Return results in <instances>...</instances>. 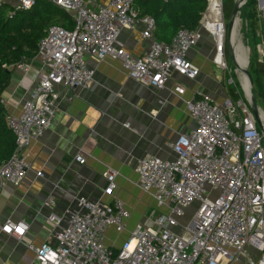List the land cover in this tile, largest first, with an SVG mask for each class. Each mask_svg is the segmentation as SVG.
I'll use <instances>...</instances> for the list:
<instances>
[{"label":"built area","instance_id":"2783aa9c","mask_svg":"<svg viewBox=\"0 0 264 264\" xmlns=\"http://www.w3.org/2000/svg\"><path fill=\"white\" fill-rule=\"evenodd\" d=\"M45 1L70 14L74 27L52 26L40 41L37 58L44 70L21 114L8 120L17 150L0 165V196L5 186L19 188L26 181L31 164L20 150L49 130L60 88L86 89L94 82L96 70L88 66L87 57L96 64L107 58L118 61L129 79L160 90L175 74L189 80L199 76L200 69L188 60V53L206 33L213 42L214 64L226 67L223 0L217 5L220 20L208 17L211 0H206L208 8L200 28L179 31L171 44L155 39V20L140 16L138 3L142 0H109L98 9L92 8L94 0ZM37 2L0 0V8L9 5L29 11ZM258 2L260 23L264 22V0ZM136 29L141 30L148 48L143 56L132 58L121 36L125 30ZM258 63L264 66V47ZM241 87L245 99L223 105L202 94L184 99L185 87H174L173 93L185 103L195 128L176 135L169 144L172 157L147 156L138 161L135 185L155 200L157 213L137 225L121 248L107 246L105 239L109 230L117 235L126 230L132 214L126 204L116 197L105 204L80 196L74 209L63 215L49 213V240L39 246L25 244L33 254L28 264H234L243 256L247 264H264V110L257 105L258 124L251 96L243 84ZM75 160L83 165L86 158L77 155ZM41 176L38 172L37 177ZM118 176L112 169L103 174L107 194L114 196ZM55 204L53 199L47 202L52 210ZM28 231L24 221L10 220L0 226V234L15 242H23Z\"/></svg>","mask_w":264,"mask_h":264},{"label":"crops","instance_id":"0c3cea01","mask_svg":"<svg viewBox=\"0 0 264 264\" xmlns=\"http://www.w3.org/2000/svg\"><path fill=\"white\" fill-rule=\"evenodd\" d=\"M108 1L94 0L96 6L91 7L98 9ZM140 29L125 30L121 36L124 49L132 58L143 56L148 48ZM214 55L213 42L205 33L200 44L188 53V60L200 69L199 76L189 80L175 74L160 90L129 79L118 61L107 58L96 64L87 57L88 66L96 70L94 82L86 89L60 88L61 98L49 130L29 148L20 150L31 164L26 181L19 188L5 186L2 190L0 226L10 220L24 221L29 231L23 242L0 234V264H28L33 254L25 244L39 246L49 240V213L63 215L74 209L80 196L105 204H111L116 197L131 211L122 234L113 230L106 234V245L114 249L121 248L137 225L148 222L150 215L157 213V204L135 185L139 179L135 172L137 163L147 156L172 157L169 144L176 135L195 128L185 103L173 93L176 85L185 87L183 98L187 100L198 98L199 94L220 104L222 99L228 100L227 89L217 78ZM43 70L37 57L14 69L11 84L2 96L10 117L21 114L24 101ZM77 155L86 158L85 164L75 160ZM110 169L120 173L114 196L106 193L107 181L103 177ZM38 172L41 177H37ZM49 199L56 203L54 210L47 206ZM234 264H247V259L240 257Z\"/></svg>","mask_w":264,"mask_h":264},{"label":"trees","instance_id":"16d2710c","mask_svg":"<svg viewBox=\"0 0 264 264\" xmlns=\"http://www.w3.org/2000/svg\"><path fill=\"white\" fill-rule=\"evenodd\" d=\"M248 2L249 23L253 30H259L256 0ZM138 4L140 16L155 20L154 37L164 44H171L177 33L183 29L198 30L208 8L206 0H142ZM235 5V0H223L225 20H231ZM52 26L72 30L74 21L70 14L45 0H38L29 11L15 10L9 5L0 8V165L14 156L17 150L16 137L9 128L10 116L2 96L11 84L14 69L37 57L40 41ZM252 72L257 74L262 90L260 94L256 93L255 99L263 98L264 101V66L256 63L251 74ZM253 84L255 87L254 79ZM226 92L234 101L242 97L241 91L236 88L230 87Z\"/></svg>","mask_w":264,"mask_h":264},{"label":"rangeland","instance_id":"374dc122","mask_svg":"<svg viewBox=\"0 0 264 264\" xmlns=\"http://www.w3.org/2000/svg\"><path fill=\"white\" fill-rule=\"evenodd\" d=\"M236 1L237 0H235V2ZM248 1L240 8L239 13L237 15L238 16L237 17L238 24L236 25V29H237L236 30V38H237V43L240 42V44L243 45L249 51V65H248L247 70L249 71L250 75H252L254 82L256 83L255 87L253 84V88H252V93L254 91V96H255L256 93L260 94L262 90L260 89L257 74L255 72H252V74H251V71L253 70V65L258 63V56H259L260 50H261V48L264 47V22L259 23V30H253L252 29V26L250 25L249 20H248V9H247V7H248V4H250ZM259 6H260V3L258 2V0H256L257 11H258ZM7 10H9V9L7 8ZM223 14H224V10H223ZM71 18H72V16H71ZM226 20H225V23H226V27H227V30H226L227 45H226V50L224 53L225 54L224 59H225L226 67L223 66V68L217 69V71H216L217 78H218L219 82L221 83V85L225 89H228L230 87H232L233 89L234 88L239 89V91L242 92V98L245 99V97L243 95L242 87H241V84H242V77L241 76H242V74L238 71V68L234 62V58H232V54H231L233 51H232V46L230 45V40L228 38V24L230 21H228V20L226 21ZM213 60H214V57H213ZM263 82H264V79H263ZM227 97H228L227 98L228 100H226V101L224 99H222L224 102L221 103V105L225 104V102H227V101H233V103L236 102V101L232 100L229 96H227ZM256 101H257L256 105H258L260 108H262L264 110L263 98L261 100L258 99ZM130 237H131V234H130L129 238ZM124 243L125 242H123V244Z\"/></svg>","mask_w":264,"mask_h":264},{"label":"bare ground","instance_id":"6f19581e","mask_svg":"<svg viewBox=\"0 0 264 264\" xmlns=\"http://www.w3.org/2000/svg\"><path fill=\"white\" fill-rule=\"evenodd\" d=\"M237 1L240 3L241 6L245 3V0ZM218 3V0H211L210 13L208 17H211L214 20H220L222 18V13L220 10H218L217 7ZM236 30L237 29L235 28V30L231 34V46L234 52V62L239 67H237L238 71L242 74V84L244 86V89L246 90L247 96H251V85L248 80V77L243 72V70L247 69L249 65V51L243 45H241L240 42L237 43Z\"/></svg>","mask_w":264,"mask_h":264},{"label":"water","instance_id":"95a60500","mask_svg":"<svg viewBox=\"0 0 264 264\" xmlns=\"http://www.w3.org/2000/svg\"><path fill=\"white\" fill-rule=\"evenodd\" d=\"M245 1H248V0H245ZM240 8H241L240 3L236 1V5H235V8H234V12H233L232 18H231V20H230V22L228 24V38L230 40V45H231V34L236 28L237 15L239 13ZM232 51H233V49H232ZM231 54H232V58H234V52H232ZM243 72L248 77V80L250 82L251 88H253V79H252V76L250 75L249 71L247 69H245V70H243ZM250 99H251V103H252V112H253L255 118L257 119L258 124H260L258 107L256 105V100H255V96H254L253 93H251V98Z\"/></svg>","mask_w":264,"mask_h":264}]
</instances>
